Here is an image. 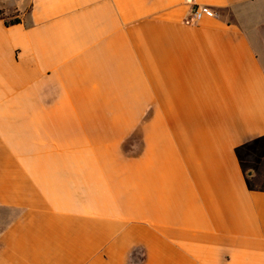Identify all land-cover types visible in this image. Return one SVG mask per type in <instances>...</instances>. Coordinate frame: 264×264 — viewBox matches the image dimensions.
Segmentation results:
<instances>
[{"label": "crops", "instance_id": "obj_1", "mask_svg": "<svg viewBox=\"0 0 264 264\" xmlns=\"http://www.w3.org/2000/svg\"><path fill=\"white\" fill-rule=\"evenodd\" d=\"M0 11V264H264V0Z\"/></svg>", "mask_w": 264, "mask_h": 264}, {"label": "built area", "instance_id": "obj_2", "mask_svg": "<svg viewBox=\"0 0 264 264\" xmlns=\"http://www.w3.org/2000/svg\"><path fill=\"white\" fill-rule=\"evenodd\" d=\"M214 12L208 7L193 8L190 14V21L196 22L202 15H213Z\"/></svg>", "mask_w": 264, "mask_h": 264}, {"label": "trees", "instance_id": "obj_3", "mask_svg": "<svg viewBox=\"0 0 264 264\" xmlns=\"http://www.w3.org/2000/svg\"><path fill=\"white\" fill-rule=\"evenodd\" d=\"M2 18H4L3 17V14H2V12L0 11V19H2ZM19 22V20L18 19H16V18H14V19H11V20H5V24L6 25H11V24H15V23H18Z\"/></svg>", "mask_w": 264, "mask_h": 264}, {"label": "rangeland", "instance_id": "obj_4", "mask_svg": "<svg viewBox=\"0 0 264 264\" xmlns=\"http://www.w3.org/2000/svg\"><path fill=\"white\" fill-rule=\"evenodd\" d=\"M264 169V168H263ZM260 172H261V169H260Z\"/></svg>", "mask_w": 264, "mask_h": 264}]
</instances>
